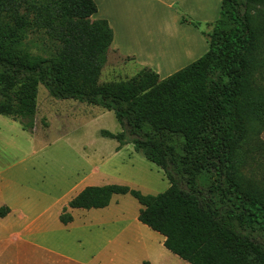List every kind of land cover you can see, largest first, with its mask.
I'll return each mask as SVG.
<instances>
[{"label":"trees","instance_id":"16d2710c","mask_svg":"<svg viewBox=\"0 0 264 264\" xmlns=\"http://www.w3.org/2000/svg\"><path fill=\"white\" fill-rule=\"evenodd\" d=\"M93 0H0V115L34 128L43 85L55 99L112 111L130 143L169 187L156 195L126 185L87 186L72 209H102L114 195L140 205L138 221L188 264H264V184L238 175L237 150L264 125V0H221L208 51L160 80L149 68L99 83L113 39L92 19ZM8 207H0V217ZM62 224L72 221L61 215Z\"/></svg>","mask_w":264,"mask_h":264},{"label":"rangeland","instance_id":"374dc122","mask_svg":"<svg viewBox=\"0 0 264 264\" xmlns=\"http://www.w3.org/2000/svg\"><path fill=\"white\" fill-rule=\"evenodd\" d=\"M147 1L139 2L141 10ZM180 1L152 4L165 10V23L166 3L178 19H188ZM191 23L204 38L210 32L205 21ZM176 30H166V41L175 46L181 31ZM141 69L129 58L109 53L99 83L124 82ZM256 80L264 87V77ZM256 127L237 150L238 175L264 184V125ZM102 130L120 131L112 111L55 99L43 85L37 90L32 130L0 115V207L13 210L0 218V264H188L164 248L160 234L138 221L140 205L128 194L114 195L102 209L68 206L87 186L126 185L149 195L169 187L162 170L132 144L119 147L102 137ZM64 214L72 221L62 224Z\"/></svg>","mask_w":264,"mask_h":264},{"label":"crops","instance_id":"0c3cea01","mask_svg":"<svg viewBox=\"0 0 264 264\" xmlns=\"http://www.w3.org/2000/svg\"><path fill=\"white\" fill-rule=\"evenodd\" d=\"M140 1L93 0L97 7L95 19L106 20L113 31L109 53L129 58L139 69L153 70L162 80L199 60L208 51V36L219 17L221 0L219 4V0H181L180 4L187 14V20L178 19L177 13L173 14L171 11L172 4L166 3L165 23V10H156L152 4L153 1L159 0H148L145 2L147 6L143 5L142 10ZM215 15L217 18H214ZM195 20L208 23L210 32L205 38L196 25L191 23ZM175 25H179L181 30L177 33L179 37L176 36L179 39L176 46L174 41H166V30L169 27L174 29V33L179 29ZM172 67L175 70L166 73ZM12 213V208L8 207V212L0 218Z\"/></svg>","mask_w":264,"mask_h":264}]
</instances>
